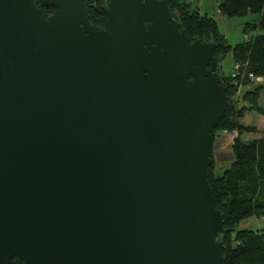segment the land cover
Here are the masks:
<instances>
[{"label":"water","instance_id":"95a60500","mask_svg":"<svg viewBox=\"0 0 264 264\" xmlns=\"http://www.w3.org/2000/svg\"><path fill=\"white\" fill-rule=\"evenodd\" d=\"M84 1L0 0V264H226L218 44L175 0H106L102 27Z\"/></svg>","mask_w":264,"mask_h":264},{"label":"trees","instance_id":"16d2710c","mask_svg":"<svg viewBox=\"0 0 264 264\" xmlns=\"http://www.w3.org/2000/svg\"><path fill=\"white\" fill-rule=\"evenodd\" d=\"M105 1H84L87 17L93 25L104 26L107 20ZM170 8L180 28L186 29L191 40L198 38L218 44L217 71L226 87L228 105L224 117L213 131L212 163L208 170L216 206L223 216L225 232L220 238L225 245L226 264H264V226L257 229L239 228L240 222L247 218L256 217L264 221V136L250 140L242 138L245 133L257 131L255 125L242 121L245 112L264 114V83L255 84L246 75L244 78L241 75L235 78L231 74L224 76L219 68V54L222 52L224 57L231 49L234 63L243 64L246 73L264 78V0H224L219 4V11L229 17L257 16L247 21L244 27L245 32L256 33L234 46L226 42L214 18L191 10L181 0L170 3ZM239 86L243 91L235 97L234 102L233 95L239 92ZM223 129L234 132L233 161L221 173H217L213 145L217 131ZM11 264H22V261L15 257Z\"/></svg>","mask_w":264,"mask_h":264},{"label":"rangeland","instance_id":"374dc122","mask_svg":"<svg viewBox=\"0 0 264 264\" xmlns=\"http://www.w3.org/2000/svg\"><path fill=\"white\" fill-rule=\"evenodd\" d=\"M181 1L186 2L191 10H197L200 14H206L207 16L214 18L215 21L217 22L219 32L221 33V35H223L226 42L230 46H234L238 43L246 41L247 39H249L250 35L252 34V32L251 33L245 32L244 27L247 21L254 20L257 16L250 15V16L242 18V17H229L226 15H223L219 11L218 6L224 0H181ZM221 54L222 52L219 54L221 58L219 60V65H220L219 68L221 67V72L223 73L224 76H230L232 68H233V64H234V60L232 57V50L229 49L226 52L224 57ZM241 76H243L242 78H244V75H241ZM243 81H246V80H243ZM253 82H255V84L261 83V82L264 83V80L260 82L259 81H253ZM241 88L242 87L239 86V92L237 93L236 91V93L233 95V101L234 99H236L235 97L239 93L242 94L243 90H241ZM246 113H247V117L250 116L253 119L252 121L247 122V123H252V125L255 123H259L257 121V118H260V114L262 115V113H258L256 111H247ZM247 121L249 120L247 119ZM260 128L262 129L264 133V124L260 126ZM232 136L233 134L231 132L226 131L224 129L217 131L216 139L213 145L215 150L220 145H224V143L226 145V143ZM250 136L251 135H247L245 133L243 134L242 138L248 139ZM228 166L229 165L222 167L221 171L219 172L221 173ZM263 226H264L263 219L256 218V217L244 219L239 224L240 229H243V228L257 229Z\"/></svg>","mask_w":264,"mask_h":264},{"label":"crops","instance_id":"0c3cea01","mask_svg":"<svg viewBox=\"0 0 264 264\" xmlns=\"http://www.w3.org/2000/svg\"><path fill=\"white\" fill-rule=\"evenodd\" d=\"M254 33H256V32L253 31L252 34H254ZM247 119L249 121H247ZM252 120L253 119L250 116L247 117V113L245 112L244 117L242 119L244 124L252 125V123H247V122H250ZM257 121L260 124L259 123L253 124L257 127V131L253 132V133H246L247 135H251V136L245 140H250L253 138H260V137L264 136V133H263L262 129L260 128V126H262L264 124V114H262V115L260 114V118H257ZM232 143H233V136L226 143L227 147H226L225 143H224V145H220L219 147H217L216 150L213 146V151H214L213 155H214V159L216 162L215 171L217 173H220L219 171H221L222 167H224L226 165H230L232 163V161H233Z\"/></svg>","mask_w":264,"mask_h":264},{"label":"built area","instance_id":"2783aa9c","mask_svg":"<svg viewBox=\"0 0 264 264\" xmlns=\"http://www.w3.org/2000/svg\"><path fill=\"white\" fill-rule=\"evenodd\" d=\"M239 75H246L248 78H250L253 81H259L260 82V81L264 80L263 77L254 76L252 73H246V71H244L243 64L234 63L232 71H231V76L235 78ZM232 134L234 135V132H232Z\"/></svg>","mask_w":264,"mask_h":264},{"label":"flooded vegetation","instance_id":"af4514ba","mask_svg":"<svg viewBox=\"0 0 264 264\" xmlns=\"http://www.w3.org/2000/svg\"><path fill=\"white\" fill-rule=\"evenodd\" d=\"M36 1L38 2V0H36ZM45 8L47 9V11H46L47 13H49V12H52V11L54 10V8H53V7H52V8H51V7H48V8H47V7H45ZM22 264H23V263H22Z\"/></svg>","mask_w":264,"mask_h":264}]
</instances>
